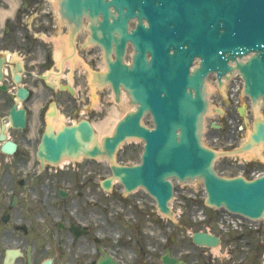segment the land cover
Wrapping results in <instances>:
<instances>
[{
	"label": "water",
	"instance_id": "obj_1",
	"mask_svg": "<svg viewBox=\"0 0 264 264\" xmlns=\"http://www.w3.org/2000/svg\"><path fill=\"white\" fill-rule=\"evenodd\" d=\"M58 7L62 18L75 25L83 15L89 18V41L106 53L107 72L101 82H109L116 95L122 86L130 103L137 106L118 121L111 136L103 138L101 148L97 144L86 148L76 137L79 130L83 141L92 138L89 123L81 122L56 135L45 134L42 157L56 161L63 153L83 152L112 158L124 139L138 137L144 141L140 163L111 165L112 175L125 191L143 186L159 210L169 213V178L182 181L198 176L204 183L206 203L259 216L264 211V175L252 181L218 177L212 169L214 153L201 144L200 130L206 105L202 85L210 71L220 76L237 70L244 91L253 100L261 96L264 101V0H58ZM132 19L136 23L129 29ZM128 43L134 50L129 65L122 61ZM249 52L245 61L237 59ZM194 57L199 58L198 65L190 72ZM146 111L152 129L139 122ZM255 137H264V127L259 126ZM110 183L108 178L102 185L108 188ZM192 240L204 245L217 242L203 232H194ZM162 261L185 264L167 255ZM102 264L112 263L107 258Z\"/></svg>",
	"mask_w": 264,
	"mask_h": 264
},
{
	"label": "flooded vegetation",
	"instance_id": "obj_2",
	"mask_svg": "<svg viewBox=\"0 0 264 264\" xmlns=\"http://www.w3.org/2000/svg\"><path fill=\"white\" fill-rule=\"evenodd\" d=\"M25 32L21 23H5L0 27V36H3L0 38V59L3 58L0 77V264H97L106 253L122 264H161L156 256L170 248L169 224L158 223L162 230L156 233L157 221L152 214L147 213L140 219L138 214L133 216V208L128 209L131 205L125 204L124 213L117 214L120 216L116 218L122 217L126 223L111 227L106 219V199L91 203L89 163L80 166L75 161L60 167L46 163L41 167L35 150L39 129L32 133L31 127H12L9 114L12 106L29 109V123L34 117V124H42L50 101L68 114L75 102L74 95L61 87L68 84V66L63 69L66 75L55 89L43 83L38 86L35 75L42 74L52 64L51 46L42 41L28 43L22 37ZM11 52H15L17 58H12ZM16 75L18 81L14 79ZM210 83L211 101L215 105L206 121L204 139L212 148L225 152L239 146L241 136L247 129H253L255 117L251 102L239 90L237 77H229L219 86L213 76ZM23 87L28 88L24 97L19 92ZM40 99L43 100L41 104ZM34 104H40L36 116ZM243 104L242 116L239 108ZM259 112L264 121V105L259 106ZM213 123L217 125L214 127ZM10 142L15 144L12 151L8 150ZM246 152L241 158L229 154L218 156L215 169L219 173L264 171V142L251 146ZM96 205H99L100 221L97 232L90 224L91 209ZM60 222L62 229H59ZM71 225L87 229L76 235ZM115 233L121 238L114 240ZM161 234L169 235L167 244L160 242ZM228 238L225 264H264V218L247 223L245 229L231 233ZM190 248L192 253L188 256L195 264H218L209 257L204 262L202 248L195 245Z\"/></svg>",
	"mask_w": 264,
	"mask_h": 264
},
{
	"label": "rangeland",
	"instance_id": "obj_3",
	"mask_svg": "<svg viewBox=\"0 0 264 264\" xmlns=\"http://www.w3.org/2000/svg\"><path fill=\"white\" fill-rule=\"evenodd\" d=\"M45 5H46L45 2L43 0H41V3L38 5V7L39 8H42V7H45ZM33 6H34L33 3H31L30 5L27 6V9L28 8H33ZM39 14H41V13L39 12ZM33 17H34V14H32L29 18H26V19H28V23H30V22L31 23H40L41 22L39 16L34 17V18ZM92 61H93V63H92L91 68H95L96 66H98V61H95L93 59H92ZM91 91H92V88H91ZM103 91H104L102 93L103 97L107 98L106 97V94L108 93V90L107 89H103ZM102 98L99 101L100 103L104 102V100ZM90 103H91V106L90 107H94L96 105V103L94 104L92 100H90ZM106 104H107V108H106L107 113H106V111H104L102 114H99L100 118H98V117H96V114L93 111L91 113L90 117H89L92 122L98 124L104 118H106L108 116V114H109V112L111 110V103H110V101H107V99H106ZM127 108L128 107L126 105H122V104L119 105V107H117L118 113H122ZM146 122H148V121L146 120ZM111 126H112V122L109 121L107 123V125H106L105 130L108 131ZM96 134H97V132H96ZM141 148H142V142L141 141H139L137 139H128L118 149L115 159H116L117 162L124 163V164H132V163H135V162H137L139 160V153L141 151ZM108 166H109V163L106 162V161H104V160H91L90 161V168L93 171V173H91V175H92V178H91L92 184H94V182L99 183L102 178H104L105 176H107L109 174V168H108ZM110 190H108V191H110ZM101 191L102 190L99 189V187L96 188V189H94L92 187L91 198L97 200L100 197H102L101 193L103 191L102 192ZM109 194L111 196L108 197V199L109 200H112L113 199V201L112 202L109 201L107 203L108 204V211L110 209H114L115 204H116V203H114V201H115V199H119V198H125V200H127V201H133L134 203H136L137 201H139V203H136V204H144L146 209H149V208L153 207V205L149 204L150 203L149 196L142 189H137V190L133 191V193H130L128 195H123L121 193V186H120V184L118 182H116L113 185L112 190L109 192ZM119 194H121L122 197ZM177 196H180V197H178V199L179 198L180 199L181 198H186L184 195H177ZM196 197H197V200H203L204 199V194H203V191L201 189H198V191L196 193ZM186 200H188V199L186 198ZM175 204L179 205V203H175L174 202V205ZM139 207H141V206H139ZM178 207H181L182 211L185 210V208L182 207V206H178ZM93 209L95 211V214L97 215L98 212L96 211V209H98V207H95ZM141 209H144V207H142ZM192 209H193V207L187 206L186 211H185V214H187V213L190 214V210H192ZM92 213H94V212L92 211ZM207 214H212L211 215L212 216V218H211L212 219V221H211L212 224L214 223V220L217 217H219L220 215H222V213L220 211L214 212V211H211V210H209V211L207 210ZM109 215L111 216V214H109ZM111 218H107V221H108V223L110 224L111 227H114L116 225H120L121 223H123V224L126 223V221L122 217L121 218L120 217L116 218V220L113 221V222L111 221ZM120 220H121V222H120ZM207 222H208V220H207ZM90 224L92 226V230L93 231H96L97 232V231L100 230V221H99V218L98 217L93 218V216H92L90 218ZM175 226L177 228L178 225H175ZM227 228H230V227L227 226ZM214 230L216 231V229H214ZM185 234H186V232L180 231L178 228H177V233L173 230L172 235L176 238V240H175L176 243H175V245H174V247L172 249L173 250L172 251L173 253H178V252L179 253H182V252H185V251H188V250L190 251L188 253V255H190L192 253V249L190 248V245L188 244L187 240L184 241L182 243V245L179 244V242H180L179 241V238L182 237V236H185ZM224 238L226 239V234L224 235ZM225 246H226L225 244H222L221 245V248L219 249L220 252H222V253L224 252V247ZM174 249L176 251H174ZM204 253H207V251H203V254H202V255L206 256ZM220 257H222V256H220ZM187 258H189V257H187ZM217 259H218V261H217L218 264H221L222 263L221 261H224L225 260L223 258H222L221 261L219 260V258H217Z\"/></svg>",
	"mask_w": 264,
	"mask_h": 264
},
{
	"label": "bare ground",
	"instance_id": "obj_4",
	"mask_svg": "<svg viewBox=\"0 0 264 264\" xmlns=\"http://www.w3.org/2000/svg\"><path fill=\"white\" fill-rule=\"evenodd\" d=\"M1 16L4 15V12H2V10H0ZM126 96L125 94L122 95V100H126ZM126 111V110H125ZM121 117V114L116 112L114 110V108H112L108 114V116L106 118H104L100 123L98 124H94V128L97 132V138L100 140L102 138V136L104 135H108L112 129H113V125L115 124V122ZM56 121V120H55ZM111 121L112 122V126L110 127V129L107 131L105 130L107 123Z\"/></svg>",
	"mask_w": 264,
	"mask_h": 264
}]
</instances>
